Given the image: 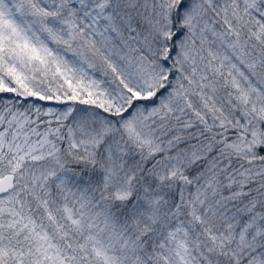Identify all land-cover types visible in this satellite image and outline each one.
<instances>
[{
	"label": "snow or ice",
	"instance_id": "obj_1",
	"mask_svg": "<svg viewBox=\"0 0 264 264\" xmlns=\"http://www.w3.org/2000/svg\"><path fill=\"white\" fill-rule=\"evenodd\" d=\"M0 264H264V0H0Z\"/></svg>",
	"mask_w": 264,
	"mask_h": 264
}]
</instances>
